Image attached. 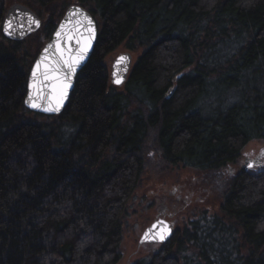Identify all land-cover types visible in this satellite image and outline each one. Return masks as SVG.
Returning a JSON list of instances; mask_svg holds the SVG:
<instances>
[{
    "label": "trees",
    "instance_id": "obj_1",
    "mask_svg": "<svg viewBox=\"0 0 264 264\" xmlns=\"http://www.w3.org/2000/svg\"><path fill=\"white\" fill-rule=\"evenodd\" d=\"M20 3L42 19L3 34ZM98 24L58 116L25 107L33 64L68 8ZM138 52L124 87L105 64ZM173 93L170 99L167 94ZM264 142V0H0V264H119L150 159L217 178ZM202 213L135 264H264V170L229 177Z\"/></svg>",
    "mask_w": 264,
    "mask_h": 264
},
{
    "label": "rangeland",
    "instance_id": "obj_2",
    "mask_svg": "<svg viewBox=\"0 0 264 264\" xmlns=\"http://www.w3.org/2000/svg\"><path fill=\"white\" fill-rule=\"evenodd\" d=\"M126 52H130L133 62H136L139 53L122 45L105 60L110 71L114 60ZM247 160L255 163L249 173L257 174L264 170L263 141L250 142L244 148L240 160L230 165L221 178H211L183 166L172 167L157 158L150 159L141 186L128 204L121 244L122 260L119 264H135L161 249L162 244H144L139 247L144 230L158 218H166L179 230L204 212L219 213L229 177L243 170Z\"/></svg>",
    "mask_w": 264,
    "mask_h": 264
},
{
    "label": "water",
    "instance_id": "obj_3",
    "mask_svg": "<svg viewBox=\"0 0 264 264\" xmlns=\"http://www.w3.org/2000/svg\"><path fill=\"white\" fill-rule=\"evenodd\" d=\"M79 10V12H77ZM74 13H76L74 15ZM83 13V16H87L88 19L92 22V32L86 31L87 21L84 20L83 16L80 15ZM33 20L38 21V26L33 23ZM11 21L14 28L12 29V34H6L4 31V26L7 22ZM63 25V28L61 27ZM42 27V19L38 16L33 10L29 7L20 4L14 3L10 6L7 11V14L4 19L3 23V34L5 38L11 41H24L32 34L38 32ZM78 29V31H73L72 35L75 37L72 40H68L66 38V34L69 33L70 30ZM57 32L61 33L60 37H57ZM98 24L95 20V17L92 13L87 11L84 7L80 5H72L66 11L64 17L62 18L61 22L45 44L44 48L41 50L40 54L37 56L33 67L31 69L28 81V89L25 98V107L36 114L44 115V116H58L62 114V112L67 107L72 92L75 88L76 78L82 69L86 66L89 62L96 45V41L98 38ZM83 41L90 39V43L88 44L87 51L84 53V58L80 61L77 65L76 70L71 78V85L67 89V94L63 99V102L59 108V111L56 112H46L43 110L44 107L48 106V102L44 99H36V95L33 92V89L30 85L33 82L32 73L34 70L37 71L38 78L41 76V73L44 72L46 65L53 64L60 56V52L57 50V43H59L60 48L64 51L65 56L69 54L76 53L77 49L81 47V44L77 43V40ZM49 45H52L50 48ZM47 49V51H46ZM124 57L126 59L121 60L120 58ZM40 63V67L37 69V63ZM134 62L133 56L130 52L123 53L119 55L113 62L112 68L110 71L111 76V83L113 86L122 88L128 82L130 74L133 70ZM119 79V83L116 80ZM45 91H47L45 89ZM173 90H170L167 94V99H170ZM30 94H33V102L38 103L41 107L33 108L29 106V103H26ZM252 164V167H249V164ZM255 167L254 162L246 161L245 169L249 171L250 169ZM176 233V229L174 225L169 222L166 218H160L155 220L149 227H147L140 240H139V247L144 244H166L169 242ZM161 237H163L161 239Z\"/></svg>",
    "mask_w": 264,
    "mask_h": 264
},
{
    "label": "snow or ice",
    "instance_id": "obj_4",
    "mask_svg": "<svg viewBox=\"0 0 264 264\" xmlns=\"http://www.w3.org/2000/svg\"><path fill=\"white\" fill-rule=\"evenodd\" d=\"M79 12V10H77ZM76 13H74L75 15ZM83 16V13H80ZM84 20L87 21L86 31L92 32V22L88 19L87 16H83ZM38 26V21L33 20ZM63 28V25L61 26ZM14 25H12L11 21L7 22L4 26V31L6 34L11 35L12 29ZM73 31H78V29L70 30L69 33L66 34V38L70 41L75 37L72 35ZM57 37L61 36L60 32H57ZM78 44H81V47L77 49L76 53L69 54L65 56L64 51L60 48L59 43H57V50L60 52L59 58L51 65H46L45 70L41 73V76L38 78L37 71L34 70L32 73L33 82L30 87L33 89V92L36 95V99H44L48 102V106L44 107L43 110L46 112H56L59 111V108L63 102L64 97L67 94V89L71 85V78L74 74L77 65L84 58V53L87 51L88 44L90 43V39L83 41L77 40ZM51 48L52 45H49ZM47 51V49H46ZM121 60L126 59L124 57L120 58ZM40 67V63H37V69ZM119 83V79L116 80ZM45 89L47 91H45ZM26 103H29L30 107L39 108L41 107L38 103L33 102V94H30ZM252 167L250 163L248 165ZM163 237H161L162 239Z\"/></svg>",
    "mask_w": 264,
    "mask_h": 264
},
{
    "label": "flooded vegetation",
    "instance_id": "obj_5",
    "mask_svg": "<svg viewBox=\"0 0 264 264\" xmlns=\"http://www.w3.org/2000/svg\"><path fill=\"white\" fill-rule=\"evenodd\" d=\"M245 169V168H244ZM160 218H162V217H160ZM160 218H158V219H160ZM177 231V230H176Z\"/></svg>",
    "mask_w": 264,
    "mask_h": 264
}]
</instances>
